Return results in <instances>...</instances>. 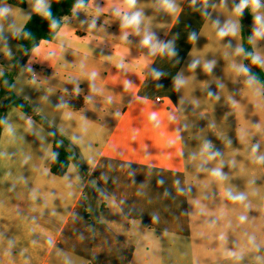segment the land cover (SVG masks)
<instances>
[{
	"label": "clouds",
	"instance_id": "9594fccd",
	"mask_svg": "<svg viewBox=\"0 0 264 264\" xmlns=\"http://www.w3.org/2000/svg\"><path fill=\"white\" fill-rule=\"evenodd\" d=\"M54 2L59 4L62 0H20L22 6L0 0V54L15 61L9 67L19 66L17 82L24 77V83L36 90L47 85L50 81L40 80L37 64L52 68L59 64L51 78L62 70H74L63 78L64 84L72 85L71 91L64 87L53 100L56 90L47 87L40 97L41 105L50 106L54 114H59V122L56 115L49 119L44 107L33 108L51 131L21 111L23 104L0 116V168L5 170L0 183L7 182L10 186L6 192L11 194L0 192V219L18 222L23 233L7 235L10 229L6 225L0 231V264H32L38 253L54 264H84L71 251L58 247V238L65 224L81 219L67 206L74 205L88 186L108 208L123 212L124 200L118 202L115 196L98 188L95 179L84 178V166L87 165V176L91 178L99 157L104 155L93 147L103 128L96 127L88 113H101L102 119L117 121L123 117L120 108H114L123 96L106 88L107 81L102 76L105 64L116 69L113 79L119 80L123 93L131 94L129 106H147L142 109L147 111L146 127L160 134L165 159L179 160V167L169 165L166 170L174 176L183 173V180L177 176L172 188L175 196L184 197L188 205L182 215L188 218L189 232L180 260L186 264H264V0H74L70 11L59 17L53 11ZM185 4L203 22L199 31L187 34L186 43L191 48L186 57L178 51L179 33L165 39L164 32L179 22ZM34 17L41 21L50 40L41 38L35 42L37 38L27 28ZM161 17H169L170 22L154 25L153 21ZM73 21L78 22L77 27L72 26ZM105 25L118 27L119 42L111 45L114 51L105 43ZM245 28L249 32L246 39ZM78 30L84 35H77ZM201 38L207 41L202 47ZM21 40L32 42L30 55L23 44H12ZM14 48L28 59L17 60ZM69 55L78 59L69 61ZM97 59L99 66L90 64ZM157 59L180 66L170 79L178 100L173 104L168 99L167 110L158 107L159 97L153 102L138 95L139 86L131 78L136 75L141 84L151 81L157 88L165 87L167 73L154 66ZM221 61L222 76L217 74ZM201 74L210 79H200ZM4 77L5 69L0 66L3 85L9 92L15 91V84L10 85ZM82 83L87 84L84 107L74 110L71 100L85 92ZM196 91L203 99L194 94ZM221 102L227 111L218 123L209 114ZM190 116L207 122L200 125ZM229 117L234 118V127L228 123ZM161 129L170 130V135L165 136ZM29 135L39 141V155L23 147ZM57 135L63 139H56ZM65 139L66 165L56 150L64 147ZM131 139L136 140V130ZM140 147L144 154L141 162L147 164L151 174L156 165L151 162L149 145L142 143ZM57 164L62 169L59 174L52 171ZM131 164L126 160L120 168L135 182ZM25 169L32 175H25ZM99 179L107 183L108 177L102 175ZM157 184L163 185L164 181L157 180ZM143 188L141 184L138 196L144 194ZM163 196L168 198L172 193L165 189ZM13 198L26 202L27 209L11 204ZM57 199L64 204L65 213L57 211ZM53 219L60 222V228L43 226ZM151 220L159 223V214L152 213ZM162 236L173 244L180 240L167 229ZM77 239L82 242L85 236L81 233ZM141 239L149 241L152 249L144 251L138 242L136 256L143 262L154 257L160 241L152 232ZM147 264H152V260Z\"/></svg>",
	"mask_w": 264,
	"mask_h": 264
},
{
	"label": "crops",
	"instance_id": "0c3cea01",
	"mask_svg": "<svg viewBox=\"0 0 264 264\" xmlns=\"http://www.w3.org/2000/svg\"><path fill=\"white\" fill-rule=\"evenodd\" d=\"M103 19L104 17L101 18V21ZM162 22L168 23L170 22V18L161 17L159 20L153 21L154 25ZM202 23L199 15L194 14L187 4H185L184 11L179 17V22L172 26L171 29H164L166 33L165 39H171L174 34L179 33L177 40L178 51L182 56L186 57L191 48L186 43L187 34L190 31H199ZM72 26L77 27L78 22L73 21ZM105 28V43L111 49L112 44L119 42L116 39L119 35V30L115 25L112 27L105 25ZM77 35L83 36L84 32L78 30ZM206 43V39L201 38V47ZM12 44L15 45L17 42L12 41ZM111 50L114 51V49ZM13 51L16 56L18 51L15 48ZM133 51L135 52V49ZM73 58L75 56H67L68 60ZM90 64L99 66L98 59L91 61ZM9 65L10 61L0 54V66L6 70ZM154 66L167 73V77L163 80L165 87L157 88L151 81L141 84L139 77L136 75H132L131 78L139 86L138 95L146 96L153 102H156L157 97L161 98L162 101H159L158 107L161 110H167L169 108L168 99H171L173 104L177 103L178 100V94L170 86V79L176 75L180 66H175L167 60L160 59L156 60ZM217 74L223 75V61H221L220 67L217 69ZM116 75V69L112 68L111 65L105 64L103 66L102 76L107 81V90L113 92L115 95L123 96V101L114 105V108H120L123 117L117 121L110 118L102 119L101 113H96L95 115L92 112L88 113L90 117L94 118L96 127L103 128V131L99 134V138L94 140L93 147L98 148L104 155L99 157L98 165L91 178L87 176V165L84 166V178L86 181L95 179L97 187L104 190L108 195L115 196L118 202L124 200L125 203L122 206L123 212L116 213L108 208L107 204L91 186L86 187L79 200L75 201L74 205L70 204L67 206L68 211H75L81 219L75 223L69 221V223L63 226V233L58 238V247L71 251L84 264H147L148 260H152V264H155L156 261H159V264H186L179 257L180 253L186 250L184 245L187 242L189 221L182 213L187 210L188 205L184 197L175 196V191L172 188V182L177 176L183 180V173H177V176H174L171 171L166 170L169 165L179 167V160L165 159V156L162 154L164 150L161 148L163 141L160 134L146 127L147 111H142V109H145L147 106L139 103L129 106L131 94L123 93L119 80L113 79ZM199 78L203 80L210 79L209 77H204L202 74ZM229 87L231 88V85ZM81 88L85 89V92H83L85 95L87 84L82 83ZM55 90V96L51 97L53 100L61 93L60 88H55ZM14 92L18 96L28 99L25 95L18 93L17 90ZM194 94L203 99V95L199 91H196ZM31 105L33 108L35 107L32 102ZM12 109L14 108H10L8 113ZM225 111L227 109L223 107L221 102L220 105L214 107L213 112L209 115H214L219 123L222 113ZM161 115H163V112H161ZM189 118L200 125H205L207 122L206 120H197L196 117L192 116ZM13 119L17 120L15 113H13ZM18 122L23 123L22 121ZM228 123L233 124L234 127V118L229 117ZM45 130L48 131L46 128ZM134 130H136L135 141L131 139ZM161 131L165 136L170 135V130L168 129H161ZM93 133H95V127ZM230 134L234 137V131L230 132ZM184 135L186 140H189V135L187 133ZM215 142L219 144L218 141ZM142 143L149 145V151L152 154L151 162L156 165V167L151 169V174H149L147 164L141 162L144 155L140 147ZM109 144L112 145L111 148L108 147ZM23 147L25 150L30 148L35 155H39V141L34 136H27ZM14 150L10 149V151ZM77 153L79 154V149H77ZM121 153L122 155H120ZM77 159H79V156ZM126 160L132 161L131 169L135 171V182H133L132 178L128 177L127 171L120 168V165L124 164ZM4 171L3 168H0V178L3 177ZM23 171L27 176L32 175L27 169ZM13 172H15V168ZM102 175L108 177L107 183L99 179ZM160 179L164 181L163 185L157 184V180ZM141 184L144 185L142 189L144 194L138 196L137 192L141 190ZM9 186L7 182L0 183V192L11 195L6 192ZM165 189H168L172 193V196L165 198L163 196ZM88 190L90 191L89 197L87 195ZM16 200H18L22 207H26L25 210L27 209V203L19 199L13 198L10 203L13 204V201ZM55 204L58 212L65 213V206L60 199H57ZM88 209L95 215L94 218H91ZM154 212L160 216L159 223H153L151 220V214ZM101 219L105 222L101 223ZM133 221L137 222L136 225H133ZM41 223L43 224V221ZM5 225L10 229L7 235L15 233L22 236L23 233L18 222H10L7 218L0 219V231L4 230ZM43 226L55 230L60 228L61 225L59 221L53 219L52 223L44 224ZM165 229L175 233L180 237V240L173 244L169 239L164 238L162 233ZM147 232H152L159 239L160 249L155 251L154 257L145 258V261L142 262L136 256L138 242L144 251L152 250L150 242L141 239ZM81 233L85 236V240L82 242L77 239V236ZM32 264H54V261H50L43 253H38L37 258L33 259Z\"/></svg>",
	"mask_w": 264,
	"mask_h": 264
},
{
	"label": "trees",
	"instance_id": "16d2710c",
	"mask_svg": "<svg viewBox=\"0 0 264 264\" xmlns=\"http://www.w3.org/2000/svg\"><path fill=\"white\" fill-rule=\"evenodd\" d=\"M74 0H62V3H55L53 4V11L56 16H62L64 13H68L70 11V7ZM8 3L16 5V6H22L20 4V0H8ZM250 19V18H249ZM28 30H31L33 34L35 35L36 43L41 38L44 39H51V36L47 34L45 27L42 25L41 21L38 18H33L32 22H30L27 25ZM249 34L248 29L245 28L244 35L245 39L247 35ZM17 44H23L25 48H27L29 51L31 50L32 42L26 41V40H21V41H16ZM247 47V44L245 45ZM17 60L23 58L24 59V54L20 51H18L17 55L15 56ZM10 64H15V61H10ZM19 69V66H14V67H8L5 70V79L8 80L9 84H14V78L16 75V71ZM254 71L259 72L258 69H253ZM261 78L264 79V72L261 73ZM1 81V88H0V116H4L8 114V111L10 108H17L19 105L23 104V108L21 111L26 113L27 115L32 116L38 123H43L44 127L48 129V131H51L52 129L48 128V124L46 122L41 121V117L37 116L34 111L33 107L30 104V102L23 98L18 96L14 91L9 92L7 88L3 85V80ZM83 93L78 99H72L71 104L74 108V110H79L84 107V101H83ZM56 139H63L62 137H59L57 135ZM67 147V140H64V147H61L59 149H56L59 152V160L63 162L65 165L67 164V153L65 151V148ZM79 154L77 153V157ZM53 173H60L62 172V169L60 168L59 164L54 165L52 167Z\"/></svg>",
	"mask_w": 264,
	"mask_h": 264
},
{
	"label": "rangeland",
	"instance_id": "374dc122",
	"mask_svg": "<svg viewBox=\"0 0 264 264\" xmlns=\"http://www.w3.org/2000/svg\"><path fill=\"white\" fill-rule=\"evenodd\" d=\"M30 54H31V50L29 51V55ZM27 59H28V57L24 56L23 60L26 61ZM37 59H39V57H37ZM77 59H78V57L75 56V58H73V59H71L69 61L75 62ZM59 68H60L59 64H57L55 66V68H52V67H41L39 64L36 65V69H37V71L39 73L40 80H44V79L48 78L49 81H50L47 85H44L39 90H36V89L32 88L31 86L25 84L24 83V79H25L24 77H21L20 81L17 82V77L19 76V69L16 71V75H15V78H14V83H15L17 92L20 93V94L25 95L28 98L27 100L30 102V104L32 102L35 107H44L45 115L48 116L49 119H51L53 115H56L57 122H59V120H58L59 114H54L52 112V108L50 106L41 105L40 97L42 95H44V89L47 88V87L60 88V90L62 88H64V87H67L69 89V91H71L72 85L64 84L63 83V78L65 76H67L69 73L73 72L74 70L71 69V68L62 70V71H60V74L58 76H56L55 78H51L52 74L54 72H56L57 70H59ZM222 115H223V113H222ZM87 193H88L87 195L89 197L90 191L88 190ZM13 205H20V204H19L18 200H16V201H13ZM20 207L23 208V209L26 208L25 206L22 207L21 205H20ZM88 213L90 214L91 218H94L95 215L92 214L91 210H89Z\"/></svg>",
	"mask_w": 264,
	"mask_h": 264
},
{
	"label": "built area",
	"instance_id": "2783aa9c",
	"mask_svg": "<svg viewBox=\"0 0 264 264\" xmlns=\"http://www.w3.org/2000/svg\"><path fill=\"white\" fill-rule=\"evenodd\" d=\"M159 101H162V99L160 98V100Z\"/></svg>",
	"mask_w": 264,
	"mask_h": 264
}]
</instances>
